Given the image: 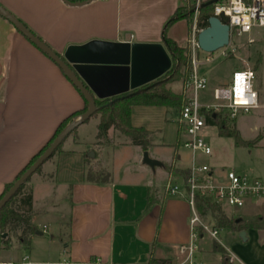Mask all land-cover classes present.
<instances>
[{"label":"crops","instance_id":"1","mask_svg":"<svg viewBox=\"0 0 264 264\" xmlns=\"http://www.w3.org/2000/svg\"><path fill=\"white\" fill-rule=\"evenodd\" d=\"M184 2L93 0L72 6L61 0H0V5L61 57L70 45L100 40L158 43L171 59L162 40L164 25ZM193 26V17L181 18L170 24L165 34L177 45L184 46ZM121 71L93 67L87 71L86 80L101 95H107L111 93L109 88L121 85ZM128 73L129 70L127 78ZM162 76L159 79H165ZM182 80H175L179 85L175 91L169 86L170 82L166 87L180 94ZM219 86L214 85L212 90ZM91 93L95 100L105 99ZM203 97L200 98L205 101ZM83 106L84 98L61 69L0 16V194L52 136L58 124ZM171 109L174 108L165 105H132L131 125L147 130L149 139L159 132L165 146L180 145L178 112L174 109L175 118ZM69 138L75 140V134ZM96 148V145L92 148L94 156ZM155 158L161 165L148 167L150 169H146L143 162L142 166L138 165L141 172L148 171L143 181L119 182L113 178L88 181L84 177V152L62 145L33 181L49 182L54 188L66 187L60 199L65 200L66 212L57 209L59 202L47 195L51 192L42 197L36 194L32 184L31 222L37 231L30 236L27 245L11 237L5 246L1 239L7 232L4 237L0 235V261L15 264H54L61 260H67L68 264L179 262L183 255L178 247L189 238L190 207L184 198L168 195L165 186L170 180H180L184 176L181 171L186 173L189 167L179 165L178 150L171 157ZM88 166L92 168L90 162ZM209 167L214 175H223ZM248 174L254 176L251 172ZM251 207L249 211L256 215L248 220L259 217L264 225V211ZM42 216L46 219L41 220ZM259 229L263 230L264 226ZM230 263L229 260L223 263L222 258V264Z\"/></svg>","mask_w":264,"mask_h":264},{"label":"rangeland","instance_id":"2","mask_svg":"<svg viewBox=\"0 0 264 264\" xmlns=\"http://www.w3.org/2000/svg\"><path fill=\"white\" fill-rule=\"evenodd\" d=\"M188 1L181 5L186 7L188 16L192 18L194 17V3L191 2L193 0L189 1L190 3ZM201 1L202 4L208 0ZM250 38L254 39L252 43L247 42ZM231 44L235 47V53L232 57H215L208 62H204L203 58L206 53L202 50L199 51V59L202 62L199 64L198 70L207 80L206 88L200 91L199 95L200 97L203 95L205 101L212 102V88L214 85H228L233 70L245 67L252 68L258 55L261 54V60L254 71L255 77L253 79V89L258 93L260 106L251 109L249 112L239 113L232 120L224 119L226 126L237 130L244 141L251 140L257 135H261L260 139L253 144H235L232 137L219 134L217 126L207 124L202 134L211 152L209 155H204L199 151L193 153L179 144L165 146L162 144L159 132H155L151 135L150 143L146 150L151 158L156 159L155 157L158 156L171 157L173 152L178 150L181 155L179 165L182 166L191 167L192 157H194L197 164L205 163L211 166L215 169L216 174L233 170L239 175L251 172L254 176L264 178V30L254 27L248 33L233 37ZM214 55L215 53H213ZM174 73L175 70L167 74L165 79L171 78ZM168 84L174 91L178 89L177 81H171ZM170 111L172 116L177 118L176 111L174 109ZM225 114L224 112L223 117ZM98 121L97 116H90L85 122L76 127L74 132L75 140H70L69 137L73 136L71 134L62 145L66 148L82 150L83 152L88 151L87 154L93 152L92 148L93 146L95 148L96 145L98 147L95 151L96 154L90 157L89 161L92 168L99 171L94 175L95 178H113L119 182L145 180L148 177V171L143 173L138 169V165H143V151L140 146L131 143L127 137L112 128L108 131L107 136L102 139V142H98L99 139L95 136ZM47 165L48 162L45 161L40 169H45ZM143 166L146 169H150L148 168L150 166L146 164ZM39 173L40 170L33 173L27 185L32 187L31 185L34 184L36 194L42 197L47 192H51L47 195H50L52 200L59 202L57 209L66 212L65 200H60L61 195L66 193V187L58 186L54 188L49 182L40 183L38 180L34 182L33 179H36ZM251 206H256L261 211H264V196L253 198L244 209L223 205L222 210L228 216L235 215L248 220L250 218L253 219L256 215L255 212L249 211L252 208ZM42 219L45 220V216H42ZM205 222L211 227L212 221L209 218L205 219ZM42 228L44 229V227ZM244 231L246 235L245 241L240 238L238 232L229 228L218 229L216 241L205 233L203 238L196 243L195 260L200 261L201 264H222L221 253L212 249V243L215 241L224 248L228 255L235 257L230 264H264V229L247 228Z\"/></svg>","mask_w":264,"mask_h":264},{"label":"built area","instance_id":"3","mask_svg":"<svg viewBox=\"0 0 264 264\" xmlns=\"http://www.w3.org/2000/svg\"><path fill=\"white\" fill-rule=\"evenodd\" d=\"M191 2L194 3V26L187 40L188 62L185 77L182 80L180 92L182 103L178 111L177 121L182 137L180 145L193 153L199 151L201 154L209 155L211 150L202 134L204 127L208 124L207 115L219 113L221 119L232 120L239 113L258 108V93L253 89L255 72L252 68L245 67L232 71L228 85L215 87L212 90V102L200 99V91L207 86L206 77L198 70L202 61L199 59L201 49H199L196 41L197 33L200 30L196 26L197 13L202 1L193 0ZM220 14L228 18L230 42L227 46L213 52H205L204 62L215 57L225 58L233 55L235 47L231 44L232 34L238 37L242 33H248L254 27L264 30V0H219L213 4V15L219 16ZM253 40L250 38L247 42L252 43ZM213 53H215L214 56ZM224 112L226 114L223 117ZM165 192L168 195L180 196L187 201L190 207L189 238L186 243H182L178 247L179 252L183 255L179 262L159 264H201L194 258L196 243L203 238L205 233L215 240L218 229L213 224L209 227L199 215L195 206V197H209L221 208L223 205H228L240 209L253 198L264 196V178L254 177L251 174L239 175L233 170H227L221 177H218L213 174L209 165L197 164L195 158L192 157L191 167L186 174L180 180L168 181ZM234 259L233 255H228L230 262ZM68 263L67 260H61L54 264ZM0 264L15 263L0 261Z\"/></svg>","mask_w":264,"mask_h":264},{"label":"trees","instance_id":"4","mask_svg":"<svg viewBox=\"0 0 264 264\" xmlns=\"http://www.w3.org/2000/svg\"><path fill=\"white\" fill-rule=\"evenodd\" d=\"M188 3L190 2L188 1ZM212 15L213 4L200 6L196 22L197 28L202 29L206 27L208 25V18ZM181 18H187L189 20L191 18L186 12V7H183L182 5L178 6L172 16L166 21L162 37L164 44L169 49L172 63L170 70L162 77H165L167 74L175 70L173 76L165 82H160L154 86H151L143 91L132 95H129L128 92H126L111 98L96 99L95 105L97 106V109L91 116H97L99 119L96 133L97 139L100 140L105 138L107 136L108 130L112 128L118 130L121 134L127 137L131 143L140 146L141 150L145 151L147 150L150 143L149 132L142 127H133L131 125V106L135 104L165 105L167 107L174 108L177 112L179 111L180 105L182 103V96L180 94L172 92L169 88H167L166 83L175 80H180L181 78L183 79L185 77V66H187L188 62V46L177 45L173 40L166 36L165 30L170 24ZM233 37L236 36L232 34L231 40L233 39ZM228 57H232V55H229ZM260 60L261 54L258 55L256 61L254 62V65L252 67L254 71L256 70ZM86 108L87 102L84 100V106L82 109L74 111L67 117H65L58 124L52 136L32 155L30 160L16 173L13 181L47 147V145L53 140V138L59 133V131L69 121H71L72 118L85 111ZM206 120L208 124L217 126L219 134L232 137L234 139L235 144H253L257 142L261 136L257 135L251 140L244 141L243 139H241L237 130L226 126L224 120L221 119L219 113H215V115L208 114ZM75 130L76 128L68 136L74 134ZM68 136L66 138H68ZM66 138L62 141V143L56 148V150L47 160L51 159L54 153L61 150L62 144L66 140ZM89 161L90 156L87 154V151H85L84 177L88 181L98 180V178H95L94 175H96L99 171H96L90 166H88ZM40 167H38L35 172H38L40 170ZM181 174L185 175L186 173L184 171H181ZM29 178L18 188L15 194L0 209V235L1 233L7 232V236L1 239L2 243L5 246L9 243L11 237H14L19 242L27 245L30 236L37 231L36 225L31 222L32 192L31 187L27 185ZM13 181L7 183L4 186V190L0 194V197L11 186ZM195 206L198 210L199 215L204 220L209 218L210 221H212V224L217 229L229 228L233 231L239 232L241 230H246L247 228L258 229L264 226L262 219L259 217L252 221H249L239 216L226 215L220 205L213 202L209 197H195ZM212 249L221 253L223 263L228 262V254L219 243L213 241Z\"/></svg>","mask_w":264,"mask_h":264},{"label":"water","instance_id":"5","mask_svg":"<svg viewBox=\"0 0 264 264\" xmlns=\"http://www.w3.org/2000/svg\"><path fill=\"white\" fill-rule=\"evenodd\" d=\"M61 1L67 5L81 6L93 0ZM217 1L219 0H208L200 6L214 4ZM0 16L9 21L17 31L50 58L87 102L86 110L72 118L59 131L47 147L24 169L0 197L1 209L15 194L18 188L53 154L62 141L96 111L97 106L95 105V99L91 91L99 98L118 96L126 92L132 95L143 91L166 80L159 78L169 70L171 59L164 48L158 43L143 44L100 40H91L82 45H70L61 57L1 5ZM196 41L199 49L204 52H213L221 47L227 46L230 42L228 18L222 14L219 16H210L208 18V25L198 31ZM92 66L105 70H122L120 72L121 85L113 89L109 88L110 94L101 95L98 89L90 86L86 80L88 75L87 71L93 68ZM128 70L129 78H127ZM83 80L89 87L84 85ZM89 156L93 157V152H90ZM142 162L150 167L161 165L160 161L151 158L146 150L143 151ZM238 233L240 238L245 241V231L241 230ZM5 235V232L1 234L2 237Z\"/></svg>","mask_w":264,"mask_h":264}]
</instances>
